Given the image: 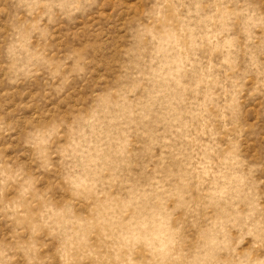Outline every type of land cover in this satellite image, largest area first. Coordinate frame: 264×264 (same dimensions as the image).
Wrapping results in <instances>:
<instances>
[{
  "label": "rangeland",
  "instance_id": "rangeland-1",
  "mask_svg": "<svg viewBox=\"0 0 264 264\" xmlns=\"http://www.w3.org/2000/svg\"><path fill=\"white\" fill-rule=\"evenodd\" d=\"M0 264H264V0H0Z\"/></svg>",
  "mask_w": 264,
  "mask_h": 264
}]
</instances>
